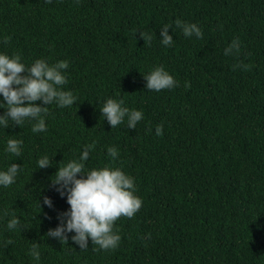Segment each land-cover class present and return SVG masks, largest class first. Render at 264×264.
Instances as JSON below:
<instances>
[{"label": "trees", "instance_id": "obj_1", "mask_svg": "<svg viewBox=\"0 0 264 264\" xmlns=\"http://www.w3.org/2000/svg\"><path fill=\"white\" fill-rule=\"evenodd\" d=\"M176 18L203 36L185 37ZM165 24L171 47L159 42ZM235 38L238 51L225 55ZM0 51L25 63L67 59L63 87L76 96L48 106L45 132L0 127V168H23L0 187V264H264V0H0ZM158 65L177 86L145 88L143 74ZM109 97L144 118L111 129L99 110ZM9 136L24 141L19 157L4 152ZM93 141L86 167H121L143 201L115 222L111 250L47 236L70 207L52 177ZM43 155L52 164L38 168ZM12 216L20 223L9 230Z\"/></svg>", "mask_w": 264, "mask_h": 264}, {"label": "clouds", "instance_id": "obj_2", "mask_svg": "<svg viewBox=\"0 0 264 264\" xmlns=\"http://www.w3.org/2000/svg\"><path fill=\"white\" fill-rule=\"evenodd\" d=\"M175 25L181 28L185 37L197 38L203 36L202 29L194 22L175 19ZM171 24L160 28V44L171 47L174 43L170 34ZM144 42L151 43L152 34L140 31ZM233 49L238 51L239 38H235L225 47L224 54L229 55ZM69 66L67 59L56 60L50 63L46 58H36L31 63H25L19 53L0 51V108L6 110L0 114V127L8 128L11 125L31 124L33 133H42L47 130L45 115L48 106L55 104L57 107L71 106L76 101V96L70 89L63 86L68 83L66 69ZM146 81L145 88L152 91L172 89L178 85L174 76L162 65L153 67L143 74ZM39 101V103H36ZM104 119L111 129L126 121L129 129L135 128L137 123L144 118L140 109L130 108L122 99L107 98L99 108ZM11 122V124H10ZM163 126L158 124L155 128L156 135H161ZM24 141L9 136L5 142V153L19 157ZM95 141L83 146L79 156L67 160L62 166L59 164L52 177V184L61 196H66L70 206L58 214L60 221L55 228L49 229L47 236L58 238L62 243L69 239L80 249L92 244L98 245L101 250H111L118 247L121 236L114 230L115 222L125 216L131 218L142 206V198L136 194L135 178L125 172L121 167L105 164L103 166L86 167ZM108 156L112 161L119 158V151L115 146H108ZM38 168L52 164L47 155L37 160ZM23 171L22 165L11 163L5 168H0V187H8L16 182L17 176ZM79 174V175H78ZM44 204L53 206L48 196L43 198ZM20 223L17 216H12L7 221V229H15ZM37 246H32V254L39 255Z\"/></svg>", "mask_w": 264, "mask_h": 264}]
</instances>
